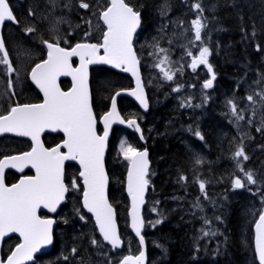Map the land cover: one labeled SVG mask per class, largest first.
<instances>
[{
  "label": "trees",
  "instance_id": "trees-1",
  "mask_svg": "<svg viewBox=\"0 0 264 264\" xmlns=\"http://www.w3.org/2000/svg\"><path fill=\"white\" fill-rule=\"evenodd\" d=\"M27 2L28 0H24L23 4L26 5ZM126 2L140 11L142 19L141 30H150L156 24L158 27L161 23H168L176 19L180 14L187 15L185 17L187 22L192 21L196 18L195 13H192V8L197 3L203 9L202 14H200L202 17L201 20L210 22L209 25L212 29L209 33L207 44L211 51L209 63L212 65L213 71L216 74V80L214 82L213 98L207 106L212 108V111L215 113V118L218 121H206L205 124L203 123V130L201 129L203 132L201 133L205 139L202 144L195 142L192 138L189 140L190 151L194 149L199 152V148L202 146V151L206 152L205 156H208L212 161L211 165H207L204 162V165L198 166L196 159L191 156L184 142L181 141L183 136L175 135L176 129L171 123L179 119L182 121L180 128H185L189 122L195 121L191 118L188 121L186 120L187 112L181 109V104L175 99V94L171 93L169 94L171 97H167L166 94L168 93L166 92L146 88L149 100V117L151 118L152 124L150 129L147 128L148 130L142 122H140V125L143 130V138L146 141L145 147L149 151L151 162L149 176L151 183V190H149L150 197L153 198L158 207L169 204L170 202L166 200L173 196H178L180 199L191 198L195 201L198 197L196 195L198 189L189 188L186 184L188 180L181 179L182 176L189 178L195 174L200 175V181H204L205 185H207L206 189L209 197H230L234 193L230 192L234 177H241L243 174L237 172L232 164V157L240 146L241 136L240 138L237 136L239 135L237 129H232V119L227 111L229 109L223 104L222 98L225 94L224 98L227 99V102L230 100L231 95H234L236 99H243L245 93L244 86L246 84L255 85L259 91L264 89V0H126ZM11 7H13L12 4ZM80 12L83 13V10L80 9ZM68 13L73 14L72 12ZM15 15L18 18L19 27H6L4 29V40L8 51H10V44L7 41V31L10 30L12 34H18L17 38L21 42L16 44L20 47L24 46L22 44L25 40L27 43V39H29L23 35L32 19L28 15H26L28 17L27 19H20L16 12ZM24 18L26 17L24 16ZM72 18L79 24L81 31L85 29V25L81 24L80 19L74 16V14ZM21 28L24 34L20 32L22 31ZM18 30L20 31L18 32ZM253 33L255 34L253 35ZM69 40L71 42L77 41L75 37H69ZM177 40L173 38L170 40L171 42L166 41L162 45L166 47L172 43L177 44ZM90 41L93 40L91 39ZM178 43L180 42L178 41ZM10 60L13 64L12 58ZM34 64L35 62H32L27 67V71ZM199 69L201 71L186 69L181 74V77H177L176 75L171 82L161 80L164 85V90L172 91L173 87L185 84H201L207 77V71L201 68ZM25 80L24 90L22 92L19 90L14 91L15 98L13 101L19 104L39 102L35 92L28 84L27 75L25 76ZM130 87L131 82L124 76L104 69L93 70L91 72V95L95 116L99 118V116L108 110L110 99L115 92ZM118 109L125 120L135 118L139 121L140 113L133 104H128V108H126L125 102L119 101ZM220 116L225 117L221 118ZM226 120L229 121V124L226 123ZM175 126H179V124H175ZM211 126L218 131L220 128L225 129L227 135L224 137L225 133L221 130L219 131L222 135L221 140L222 138L227 139L225 143L227 145L224 148L225 152L220 155H218L220 153L218 142L222 141L216 139L215 130ZM210 131H214L211 136L209 134L211 133ZM248 131L247 136L243 139V147L249 159L244 161L243 167L246 171L250 170L253 172L254 179H256L257 183L253 187L247 188V194L242 192L236 193L242 199L237 201L238 205L227 204L226 227L224 231L227 238L226 249H224L222 238H216L212 242L208 252H204L203 250L204 254H202L201 250L195 248L196 243L190 242L191 236L189 235V228L183 223L185 221L177 220L180 217V211L173 213L172 204H169L165 209V222L157 226L155 232L154 239L156 245L153 251L157 258L156 260H158L157 264H242L245 256H249L252 251V230L250 228L249 249L246 254L241 246L240 214L242 206L248 205L249 202L257 204L258 200H260V204L257 206L258 210L256 215L258 216L260 211L264 209V203H262V198H264V130L258 132L256 128L251 127ZM116 132L118 130H114L109 142L105 167L109 179L108 198L116 211L119 230L126 244L129 238L126 231L128 201L123 192L125 165L111 161L113 159L112 151L115 144ZM123 134L126 135L129 143L133 147L136 149L140 147V143L135 134ZM171 136H173V140H170ZM60 138L59 135L46 137L44 140L45 145L53 147L61 141ZM1 142L6 147L14 143L15 147L0 149V158L7 155L23 153L30 148V145L26 141L4 139L2 141L0 140V144ZM213 144H215V154L213 152ZM221 150H223V147ZM211 152L212 154H209ZM225 154L231 159L230 165H226L228 171L225 169V172L219 174L217 178L210 175L207 177L206 171L211 172L210 168L212 169V165L218 164L220 159H224ZM218 167L225 168L224 163L219 164ZM78 173L79 170L76 166H66V184L70 183L73 179L79 184V180L77 179ZM25 175H30V173L27 172ZM18 178L14 174H7L5 183L7 185L14 184ZM176 181L178 182L177 186L173 185ZM180 181H182V184ZM79 193H81V187L79 188ZM165 197L168 198L165 200ZM73 206L78 208L79 213L87 220V224L82 223L77 211L75 212L73 210ZM58 219L60 232L55 235L56 241L52 251L65 252L69 257L70 264H75L84 254V259L87 257L86 254L93 255L99 247L103 246L96 234L92 221L80 208L79 197L73 198L72 195L69 196L68 202L61 209ZM93 239L99 241V244L94 246L92 244ZM17 244L18 242L15 239L6 242L3 246V257L7 256ZM73 248L77 249L75 253L76 257L70 256ZM136 251L137 247L135 243L130 240L127 247L125 246L123 251L118 254L122 256L124 254H134ZM210 251L214 257L213 260L207 261L205 256ZM151 252L152 249L149 253ZM194 256L198 258L196 261L192 259ZM45 259L47 258L42 257L39 261L45 264ZM149 264L152 263L149 262ZM254 264H256L255 261Z\"/></svg>",
  "mask_w": 264,
  "mask_h": 264
},
{
  "label": "snow or ice",
  "instance_id": "snow-or-ice-1",
  "mask_svg": "<svg viewBox=\"0 0 264 264\" xmlns=\"http://www.w3.org/2000/svg\"><path fill=\"white\" fill-rule=\"evenodd\" d=\"M53 7L57 6V0H49ZM110 6L100 12L98 19L103 22L106 30L102 34V42L76 43L70 48H65L62 43H68L66 39L56 38L54 40H42L46 47V59L35 63L30 69V79L43 94L42 103L19 104L13 101L5 112L0 113V136L12 134L16 137L28 138L31 141V148L19 154L7 155L0 158V247L3 246L4 238L16 233L22 239L15 250L5 258H0V264H27L33 259L34 253L52 243V226L55 221L51 218H41L38 211L43 208L48 212L55 213L59 206L66 200L70 190H79L80 185L73 179L70 183L65 182V162L76 161L80 166L79 177L82 179V203L87 212L95 217L99 233L116 251L123 247L121 237L118 235L117 224L114 217V210L106 197V186L108 177L105 173L104 157L109 137V129L115 122L129 127L135 126L137 132L141 129L136 119H121L116 105L115 96L111 98V110L102 117L104 125L103 134L98 135L97 120L93 113L90 101L88 85V66L93 64L111 65L113 68L123 72L131 73L136 80V90L130 92L140 105L147 110L148 101L141 83L139 65L140 59L134 50V35L141 27V13L135 7L130 6L126 0H109ZM79 7L85 10L90 9L86 0H80ZM198 10L197 17L192 20L194 40L189 43H200L198 56H193L189 51L187 54L193 56L188 65L193 71L199 66L207 68L211 78L203 83L204 89L213 87L216 74L209 63L210 49L204 44L201 32L206 23H202L201 15L203 9L200 4L195 5ZM33 13L30 12V15ZM95 15V13H93ZM5 22L19 24L17 17L10 7L9 0H0V26ZM52 24V31L58 32V24ZM91 23V21H86ZM99 27V25H97ZM27 33L35 31L34 26L25 29ZM255 33H253L254 35ZM171 42V41H170ZM157 48V55L161 56L154 65L162 73V78L172 81L176 71H173L172 62L168 55V49ZM0 64L7 66V72L11 75L15 69L10 61L5 45L0 36ZM102 53V54H101ZM79 59V66L74 67L72 58ZM167 64L168 70L163 65ZM61 76H70L73 82L70 91H62L58 85ZM13 82L9 80L11 91ZM179 86L173 91H179ZM120 93L117 92L116 95ZM14 96V92L12 93ZM258 97L259 99H256ZM248 105L252 107V117L256 115V107H264V89L249 94L246 97ZM230 111L234 121L239 124L245 120L244 110L240 109L234 100H229ZM181 106L191 107L182 103ZM199 107V105H196ZM252 123V118L248 119ZM264 125V119H262ZM46 130L62 132L63 142L52 148H46L41 141V134ZM258 132L264 129L258 127ZM195 135L203 140L199 131ZM141 138L143 135L141 133ZM65 149L66 151H62ZM121 152L124 160L128 161L127 191L131 197V226L136 237L139 238L141 249L145 244L142 229L145 221L140 214V208L145 203V192L149 187V160L147 150L140 151L132 145H121ZM249 157L244 151L243 144L233 154L237 162V168L243 173V179L237 177L233 181L234 189H242L247 184H256L253 172L246 171L242 161ZM196 163H201L197 159ZM26 168L34 170L35 175H26L11 186L5 184V170L15 169L24 172ZM186 180V177H181ZM199 189L204 198L207 199L205 182H199ZM255 194V193H253ZM264 203V198H262ZM202 210L199 202L193 205ZM153 211H156L153 208ZM81 220L85 217L79 213ZM217 219H219L217 217ZM152 227L162 223V219L148 222ZM207 223V221H206ZM214 235V233H212ZM204 235H209L205 232ZM92 244L98 245L99 241L92 240ZM73 254L77 249H72ZM255 254L259 264H264V209L255 221ZM67 259V257H65ZM121 264H145V251H139L136 256H125Z\"/></svg>",
  "mask_w": 264,
  "mask_h": 264
},
{
  "label": "rangeland",
  "instance_id": "rangeland-1",
  "mask_svg": "<svg viewBox=\"0 0 264 264\" xmlns=\"http://www.w3.org/2000/svg\"><path fill=\"white\" fill-rule=\"evenodd\" d=\"M36 3L34 4V2ZM185 1V0H183ZM87 3L91 6L89 10H85L79 7L80 0H57V6L53 7L51 3H49V0H28L26 3L29 11L31 12L33 10L32 17L33 19L30 21L31 25L32 22L37 23L35 27L38 31H33L32 33H27L23 31V25H22V31L18 30V32H22L24 34L25 38H29L35 40L39 37H47L50 36L52 40L59 38L61 41L66 39L68 43H62L64 46H69V37H75L76 39H79L80 42H85V40L92 39L96 41V43H100L102 39V34L104 31L103 26L101 25L100 20L98 19V16L101 11L105 10L108 6L107 0H100V2H97L96 0H86ZM165 3V2H164ZM167 5V4H165ZM32 6V10H31ZM166 7V6H164ZM35 8V10H34ZM80 9L84 12L81 13ZM165 9V8H164ZM72 12L78 19H80V23L85 25V31L82 30L79 27V24L75 22L74 18H72V14L68 13ZM95 13V15L93 14ZM192 13H195V16L198 15V10L195 6L192 8ZM187 15H178V17L172 21H169L168 23H161L160 25L157 24L154 25L152 29L148 30H140L139 34H137L134 48L137 52L138 58L140 59V66L142 67V74L144 79L145 87L154 90L157 89L160 92H166L167 97H171L169 94H175V99L179 101V104L187 105L189 102L191 103V107L189 106H181V109L187 112V118L186 120H192V122H189L185 128H180V125L182 121L177 119L176 122L171 123L173 127L176 129L175 135H181L184 140V145L188 152L191 154L194 159H200L201 163H197L198 166L204 165V162L207 165H211V160L206 157L204 152H197V151H190V139L187 138L188 135H191L195 140H201L199 137L195 135L196 131L203 130V123L205 124L206 121H218V119L215 118V113L212 111V108L207 106V104L211 101L209 99L213 98V87L210 89H204L202 85L200 86H194V85H180L179 91H173L174 88H172V91L164 90V85L162 84L161 80L164 82H171L167 81L162 78V73L159 71L158 68H156L154 65L157 63L158 59L163 56V53H160L159 56L157 53L156 45L159 46V48L168 49V55L170 58V61L172 62V68L173 71H175L176 68H180V71H176L174 77L177 75V77H181V74L186 71V69L192 70L188 65L191 63V60L193 59V56H198L199 54V48L200 43L195 42L189 43L190 40H194V30L192 29V21L187 22L185 17ZM202 19V17H201ZM61 21L58 24L59 31L53 32L52 24L55 21ZM86 21H91V23H87ZM168 21V20H167ZM202 23H206V27L202 29L201 35L204 40V44L208 46V36L209 33L212 31L210 27V22L208 23L207 20H202ZM29 23V26H31ZM99 25V27H97ZM34 27V28H35ZM156 27V29H155ZM42 28V29H41ZM47 33V34H46ZM17 34V33H16ZM7 41L10 44L9 50L11 52L10 55H12L15 58L16 61V69L15 71L9 75L7 72V66L4 64H0V70H1V77H0V94H1V102H0V113H3L8 108L9 104L13 102L12 95L9 93V80L13 82L12 92L13 91H20L22 92L25 87V76L28 75L27 67L31 64V62L38 57L42 56V53L36 50L34 51L32 48H23L20 47L18 44H16L17 36L12 34V32L9 30L7 31ZM181 37V41H180ZM173 38H176L177 44L172 43L171 45H167L164 47L162 44L166 41H170ZM178 41L180 43H178ZM28 47V46H27ZM191 51L193 53V56H189L187 53ZM211 52V51H210ZM165 67V70H168V65H163ZM199 68L205 70L204 66L198 67L196 70L201 71ZM206 71V70H205ZM207 79L211 78V74L207 71ZM173 77V79H174ZM91 79V76H90ZM206 79V80H207ZM215 82V81H214ZM244 98L243 99H236L235 96L231 95L230 100H234V102L238 105L240 109L244 110L245 120L240 121L239 124H237L234 121V118L231 114L230 107L231 105L227 102V99L222 98L223 104L227 107L228 114H230L232 119V129H237V132H239V135H237L239 138L241 136L240 145L243 144V139L247 136L248 130L253 128H262L264 129V125H262V119H264V107H260L259 105L256 107V115L255 117H252V107L248 105V101L246 100L247 95L254 94L255 92H258L259 90L256 88L255 85L246 84L244 86ZM11 92V93H12ZM4 94L6 96H4ZM21 94V93H20ZM19 94V95H20ZM222 94V92H221ZM227 97V96H226ZM256 99H259L256 97ZM196 105H199L197 107ZM126 107H128V103L125 104ZM201 111V113H199ZM221 118L225 116H220ZM252 118V123H248V119ZM144 116H142V119H140V122H143ZM229 121L226 120V123ZM175 124H179V126H175ZM224 126V124H223ZM212 127V126H211ZM151 128V127H150ZM148 128V129H150ZM213 130H215L214 127H212ZM217 129V128H216ZM221 131L225 133V129L220 128ZM219 130V131H220ZM218 130H215V136L218 141V146L220 147L218 155L224 153V148L227 139L221 140V132ZM211 134L214 131H210ZM122 132H117L115 137V144L112 151V158L111 161L117 163V164H124L125 166L128 164V161L124 160L122 152H121V145H131L127 141V137L124 136ZM226 133L224 137H226ZM175 138V137H174ZM170 140H173V136H171ZM176 140V139H175ZM189 141V142H188ZM175 142V141H174ZM217 146V145H216ZM15 144L12 143L10 146H7L2 142L0 144V149L3 150L5 148H14ZM218 147V148H219ZM223 147V150H221ZM217 151V152H219ZM213 152L215 154V144H213ZM209 154H212L209 153ZM233 158V157H232ZM230 160L228 155L225 154L224 159H220L218 164H213L212 169L210 168L209 175L217 178L219 177V174L224 173L225 169L228 171V167L226 165H230ZM242 166H244V161L242 160ZM224 163L225 168L218 167L219 164ZM237 170V172H240V170L237 168V162L233 159L232 163ZM244 168V167H243ZM236 178V177H234ZM243 179V174L240 177ZM19 179V178H18ZM18 181V180H17ZM199 182H200V175L195 174L194 178L191 181V185H193L195 188H198V193L196 194L198 197L195 199V201L191 198L188 199H180L178 196L173 197H165V200L167 202H170L169 204H172V211L175 213L176 211H180V217L177 218L179 221H185L183 222L186 224V227L189 228L191 241H196L195 243H204V245L201 244V247L203 249H206L210 242H213L216 238H222L223 240V246L224 249H226L227 244V238L225 236V221H226V215H227V204L230 205H238V200L241 199L240 195H237L236 193L242 192L247 194V188H251L254 186V184H247L246 187L242 190H237L233 188V184L231 185V191L234 192L233 195L229 196H216V197H209L207 195V199L204 198L203 194L200 193L199 189ZM178 182H174L173 185L177 186ZM181 186V185H180ZM207 188V185H205V191ZM73 195L75 197L80 196L81 193H79V190H72ZM207 193V192H206ZM120 197V193H119ZM242 200V199H241ZM257 201V200H256ZM199 202L201 205L202 210L195 208L193 205ZM260 204V200L257 201V204L249 202L248 205L242 206L241 214H240V222H241V246L243 251L247 254V250L249 249V232L250 228H252L256 218L258 217L257 214V206ZM241 205H243L241 203ZM146 210L144 213V216L146 217V239L148 241V246L150 249H152L151 256H150V263L157 264L156 256L154 255L153 248L156 245V241L154 239L155 232L157 230V226H160V224H163L165 222V215L166 212L164 210H159V208L156 206V202H154L153 198H148V202L146 205ZM153 208L156 209V211H153ZM230 208V207H229ZM264 208V207H263ZM73 210L76 212L78 210L77 207L73 206ZM229 215V214H228ZM217 217L219 219H217ZM157 219H162V223L156 225L155 227H152L148 222L149 221H155ZM83 224H87V220H81ZM207 221V223H206ZM196 223V224H194ZM196 226V227H195ZM127 231V228H126ZM60 230L58 231V233ZM205 232H208L209 235H204ZM214 233V235L212 234ZM127 236L129 239L126 241V247L127 244H129L130 236L127 231ZM195 248L198 250L200 249L199 245H196ZM111 250L104 245L102 247H99L97 251L94 252L93 255H87V257L84 259V255L82 258H80L75 264H118L119 260L122 256H120L118 253L115 255L111 254ZM45 264H53L58 261L57 257L49 256L47 259H45ZM242 264H254V258L252 256V253L249 254V256H245L244 260H242ZM61 262H64V264H70L69 260H62ZM39 264H42L39 262ZM63 264V263H60ZM159 264V263H158Z\"/></svg>",
  "mask_w": 264,
  "mask_h": 264
},
{
  "label": "water",
  "instance_id": "water-1",
  "mask_svg": "<svg viewBox=\"0 0 264 264\" xmlns=\"http://www.w3.org/2000/svg\"><path fill=\"white\" fill-rule=\"evenodd\" d=\"M15 1H17V2H22L23 0H15ZM107 1H108V6H110L109 0H107ZM105 10H106V9H105ZM100 22H101V25L103 26L104 30H106L105 26L103 25V22H102L101 20H100ZM5 25H12L13 27H17V26H18V24H16V23H12V22H5V24H4L3 26H0V36H2V39H3V29H4V26H5ZM141 25H142V21H141ZM140 29H141V27L137 30V33L134 35L133 43H134L135 38H136L137 34L139 33ZM3 42H4V39H3ZM101 42H102V39H101ZM4 45H5V43H4ZM5 49H6V47H5ZM45 49H46V47H45ZM6 50H7V49H6ZM134 50H135V49H134ZM46 52H47V50H46ZM101 54H102V53H101ZM2 55H3V54L0 53V56H2ZM8 55H9V54H8ZM45 59H46V58H45ZM72 64H73L74 67H78V66H79V59H78L77 57H73V58H72ZM98 68L107 69V70H109V71H112V72H115V73L121 74V75H123V76H126V77L130 80V82H131V88H130V89L117 91V92L120 93L119 95H116L117 92H115V93L112 95V97L115 96L118 113H119V110H118V102H119V100H121V99H126V100L130 101L131 103H133V104L137 107V109H138L143 115H146V114L148 113V108H147V110H145V109L140 105L139 101H137L133 95H130V94H129L130 92L136 90V80H135V78L131 75V73L123 72V71H121L120 69L113 68L111 65L93 64V65H89V66H88V85H89V92H90V101H91V105H92V95H91V79H90V72H91L92 69H98ZM139 71H140L141 83H142V86H143V88H144L143 77H142V74H141V68H140V65H139ZM29 73H30V71H29ZM29 73H28V84L30 85V87L32 88V90L35 91V92L38 94V96L40 97L39 101H40V103H42V102H43V94L39 91V89H38V88L35 86V84L31 81ZM63 81H64V82L67 84V86H68V89H67L66 91H70L71 88H72V85H73V82H72L71 77H70V76H61V77L59 78V80H58V85L60 86V83L63 82ZM60 88H61V87H60ZM61 90H62V89H61ZM62 91H63V90H62ZM144 93H145V96H146V99H147V94H146L145 88H144ZM112 97H111V98H112ZM147 101H148V99H147ZM92 108H93V107H92ZM110 110H111V99H110V104H109L108 110H107L104 114H102L101 117H99L98 119L95 117L96 120H97V124H98L99 127H100L101 135L103 134V128H104V125H103V123H102V117H103L108 111H110ZM93 113H94V111H93ZM119 115H120V113H119ZM94 116H95V114H94ZM120 117H121V115H120ZM121 119H123V118L121 117ZM137 123H138V122H137ZM97 124H96V129H97ZM114 128H121V129H124V130L129 131V132H135L136 135H137V137L139 138L141 144L144 145V141H143L142 138H141V132H137V131L135 130V126H133V127H129V126L127 125V123H124V124H121V123H118V122L113 123V124L111 125L110 129H109V137H108L107 146H106V151H105V157H104V166H105L106 156H107V153H108V144H109V140H110V137H111L112 130H113ZM57 134H59V135L62 137V141L59 143V144H61V143L63 142V139L65 138L62 132H52V131H49V130H46L45 132H43V133L41 134V141H42V143L44 144V146H45V143H44V140H43L44 137H46V136H55V135H57ZM97 134H98V133H97ZM3 138H11V139H18V140L27 141V142L29 143V145H30V148H31V141H30V139H28V138L16 137V136H14V135H12V134H4L3 136H0V140L3 139ZM56 146H57V145H56ZM45 147H46V146H45ZM53 147H55V146H53ZM46 148H47V147H46ZM50 148H52V147H50ZM29 150H30V149H29ZM29 150H28V151H29ZM143 150H145V149H143ZM143 150H141V151H143ZM146 150H147V149H146ZM62 151H66V150H65V149H62ZM147 152H148V160H149V151L147 150ZM70 164H74V165H76V166L78 167V169L81 170V169H80V166H79V164H78V162H76V161H66V162H65V167H66V165H70ZM128 167H129V164H128L127 168H126V173H125V177H124V194H125V196H126V198H127V200H128V209H127V231H128L129 235L133 238V240L136 242V244H137V246H138V253H137L136 255H138V254H139V251H141V250L145 251V264H147V262H148V260H147V258H148V253H147V242H146L145 235H144L145 224H144V227H143V229H142V235L144 236V239H145V244H144V246H143V249H141V246H140V244H139V238L136 237L135 232H134V230H133V228H132V226H131V216H130V212H131V207H132V201H131V197L129 196L128 191H127V174H128ZM150 167H151V163H150V161H149V172H150ZM26 172H29L30 175H35L34 170L31 169V168H26V169L24 170V172H22V173L16 171L15 169H6V170H5V178H6V175H7L8 173H9V174H11V173H12V174H15L16 176L20 177V178L18 179V181L15 182V183H18L19 180H20L21 178L24 177V174H25ZM105 173H106V168H105ZM106 176H107V174H106ZM78 177H79V176H78ZM79 179H80V181H81V186H82V189H83L82 179H81L80 177H79ZM15 183H14V184H15ZM5 184H6V183H5ZM108 184H109V181H108L107 186H106V197H107V199H108V194H107V192H108ZM6 185H7V184H6ZM12 185H13V184H12ZM7 186H11V185H7ZM149 189H150V185H149L147 191L145 192V203H144V204L141 206V208H140V214H141V217H142V219H143L144 221H145V219H144V210H145L146 205H147V197H148ZM238 190H241V189H238ZM66 197H67V196H66ZM82 200H83V197L81 198V208H82V210L84 211L85 214H87V215L92 219V222H93V224H94V227H95V229H96V231H97V234L99 235V237H100L102 243H103L104 245L108 246L109 248H111V246H110L106 241L103 240L101 234L99 233L98 226L96 225V222H95V217H94L91 213L87 212V210L83 207ZM65 201H66V200H65ZM65 201L59 206V208L57 209V212H55V213H51V212H48L46 209L41 208V209L38 211V215H40V214H44L45 216H47V218H51V219H53V217L59 212L60 208L65 204ZM108 201H109V200H108ZM113 210H114V209H113ZM114 217H115V220H116V213H115V210H114ZM257 219H258V217H257ZM257 219H256V220H257ZM53 220H54V219H53ZM54 221H55V220H54ZM116 224H117V221H116ZM55 227H56V223H54L53 226H52V232H53V234H54V231H55ZM117 231H118V235L121 237V234H120V231H119L118 225H117ZM252 236H253V237H252L253 255H254V258H255L256 264H259V261H258V259L256 258V254H255V223H254V225H253V227H252ZM11 238H15V239H17V240H18V244L22 242V239L19 237V235L16 234V233H13V234H10L8 237H5V238H4V242H3V244H4L7 240H9V239H11ZM121 240H122V243H123V247H121L120 249L116 250V252H120V251L124 248V242H123V239L121 238ZM15 247H16V246H15ZM15 247L13 248V250H15ZM52 247H53V240H52V243H51V244H49V245H47V246L41 248L40 251L34 253V255H33V259H32L31 261H28L27 264H33V263H34V258H37V257H39V256L42 255V254L49 253V252L52 250ZM2 248H3V246L0 247V258H1ZM111 249H112V248H111ZM13 250H12V251H13ZM136 255H126V256H133V257H134V256H136ZM124 257H125V256H124ZM121 261H122V260H121ZM121 261L119 262V264H121Z\"/></svg>",
  "mask_w": 264,
  "mask_h": 264
},
{
  "label": "flooded vegetation",
  "instance_id": "flooded-vegetation-1",
  "mask_svg": "<svg viewBox=\"0 0 264 264\" xmlns=\"http://www.w3.org/2000/svg\"><path fill=\"white\" fill-rule=\"evenodd\" d=\"M97 2H100V0H96ZM9 3H10V6H11V4L13 5V7H11L12 8V10H13V12H14V14H15V12H16V14H17V16L20 18V19H27L28 17L30 18V19H33V17H32V15H30L29 13H30V11H29V9L30 8H28V6H27V4L26 5H24L23 4V2L22 3H19V2H17V1H15V0H9ZM33 8H32V6H31V10H32ZM32 13H33V10L31 11ZM26 15H28V17L26 16ZM16 16V15H15ZM24 16L26 17V18H24ZM72 16H73V14H72ZM17 20H18V18H17ZM29 20V19H28ZM37 23H34V22H32V25H31V22H30V25L31 26H34L35 27V25H36ZM29 25V24H28ZM27 25V26H28ZM6 26H8V25H6ZM42 29V28H41ZM35 30L36 31H38L37 30V28L35 27ZM83 31H85V29L83 30ZM82 32V31H81ZM47 34V33H46ZM16 36H18V34H15ZM24 36V35H23ZM42 40H52L51 39V37L50 36H47V37H39V38H37L36 40H35V38L33 39V40H31V39H27V43H26V40H25V42L22 44V45H24V46H21V47H23L24 49L25 48H32L34 51L36 50L37 52H41L42 53V56L41 57H38L37 59H35V60H33L32 62H35V63H38V62H40V61H42L43 59H45L46 58V49H45V45L41 42ZM18 42H21V40H18V38H17V40H16V43H18ZM78 42H80L79 41V39H77V41L76 42H71L70 40H69V46H64L63 44L61 45V46H63V47H65V48H70V47H72V46H74L76 43H78ZM84 42V41H83ZM85 42H87L86 40H85ZM28 46V47H27ZM8 53H9V56H10V58H12V60H13V67H14V69H16V61H15V58L12 56V55H10L11 54V52L10 51H8ZM11 61V60H10ZM12 63V62H11ZM119 75H121V74H119ZM123 76V75H122ZM0 77H1V70H0ZM213 84H214V82H213ZM200 85H203V82L200 84ZM60 87H61V89L63 90V91H66L67 89H68V86H67V84L63 81V82H61L60 83ZM123 90H126V89H123ZM9 92H10V90H9ZM11 92H12V90H11ZM35 92V91H34ZM5 95V94H4ZM35 95L37 96V98H38V101H39V99H40V97L38 96V94L35 92ZM0 102H1V94H0ZM37 103H40V101L39 102H37ZM143 122H144V126H145V128L147 129V128H150L151 127V124H152V121H151V118L149 117V113L147 114V115H145L144 116V118H143ZM148 130V129H147ZM123 131V130H122ZM123 132H125V131H123ZM201 132H203V131H201L200 130V133ZM125 133H129V134H134L133 132H125ZM115 135H116V133H115ZM142 135H143V130H142ZM201 135L203 136V140L201 141V140H195V139H193L195 142H198L199 144H202L203 143V141H204V135L201 133ZM56 136H58V135H56ZM60 136V135H59ZM187 138H189V139H191V138H193L191 135H188L187 136ZM184 140H185V138H181V141H183L184 142ZM203 150V147L202 146H200V148H199V152H204V154L206 153L205 151H202ZM206 173H207V177H208V173H210V172H208V170L206 171ZM77 179H78V175H77ZM190 181H192V180H190ZM187 184V186L189 187V188H192L193 186L191 185V183L189 182V183H186ZM207 190V189H206ZM207 192V191H206ZM193 242H196V241H193ZM192 242V243H193ZM196 245H199L200 246V249H198V250H201V253L202 254H204V252H208V249L210 248V247H207L206 249H203L202 247H201V245L200 244H197L196 243ZM202 245H204V243H202ZM203 250H204V252H203ZM51 256H56L59 260L57 261V262H55V263H53V264H60V263H63L64 264V262H61L62 260H64L65 259V257H67V259H68V255L66 254V253H62L61 251H56V252H52L51 253ZM206 257V260L208 261V260H213V257H214V255H213V253L210 251V253H208V255H206L205 256ZM194 261H196L198 258H197V256H194L193 258H192ZM209 261V262H210Z\"/></svg>",
  "mask_w": 264,
  "mask_h": 264
},
{
  "label": "bare ground",
  "instance_id": "bare-ground-1",
  "mask_svg": "<svg viewBox=\"0 0 264 264\" xmlns=\"http://www.w3.org/2000/svg\"><path fill=\"white\" fill-rule=\"evenodd\" d=\"M119 91H121V90H119Z\"/></svg>",
  "mask_w": 264,
  "mask_h": 264
}]
</instances>
